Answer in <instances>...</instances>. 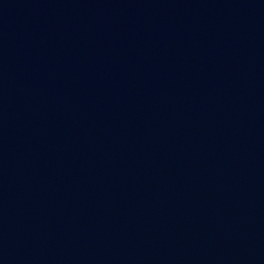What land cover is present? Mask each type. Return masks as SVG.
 I'll list each match as a JSON object with an SVG mask.
<instances>
[{"label":"water","instance_id":"water-1","mask_svg":"<svg viewBox=\"0 0 264 264\" xmlns=\"http://www.w3.org/2000/svg\"><path fill=\"white\" fill-rule=\"evenodd\" d=\"M0 264H264V0H0Z\"/></svg>","mask_w":264,"mask_h":264}]
</instances>
